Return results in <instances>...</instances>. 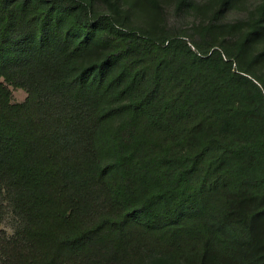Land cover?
Segmentation results:
<instances>
[{
	"label": "trees",
	"instance_id": "1",
	"mask_svg": "<svg viewBox=\"0 0 264 264\" xmlns=\"http://www.w3.org/2000/svg\"><path fill=\"white\" fill-rule=\"evenodd\" d=\"M102 1L0 0V264H264V0L194 49Z\"/></svg>",
	"mask_w": 264,
	"mask_h": 264
},
{
	"label": "rangeland",
	"instance_id": "2",
	"mask_svg": "<svg viewBox=\"0 0 264 264\" xmlns=\"http://www.w3.org/2000/svg\"><path fill=\"white\" fill-rule=\"evenodd\" d=\"M123 18L128 28L140 33L156 31L171 37H180L188 42L194 49L195 44H216L233 45L236 42L238 32L227 28L213 34H203L201 27L213 24L220 27H227L243 24L250 13L255 12V0H246L243 4L237 3L232 11L215 21L216 12L219 6L215 0H192L190 6L180 7L178 0H119ZM99 12L108 11L107 5L99 0L96 4ZM264 44L258 43L255 51L262 50ZM237 69V66L234 65ZM13 102L22 103L27 98V93L18 88L11 87ZM4 224L9 233L13 232V218L9 210L4 211ZM13 219V220H12ZM174 263V262H173ZM175 264V263H174Z\"/></svg>",
	"mask_w": 264,
	"mask_h": 264
}]
</instances>
